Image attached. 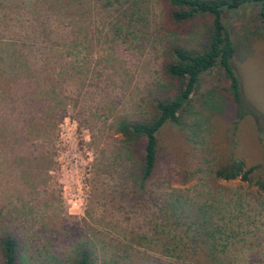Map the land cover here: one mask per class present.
Instances as JSON below:
<instances>
[{
    "label": "rangeland",
    "instance_id": "374dc122",
    "mask_svg": "<svg viewBox=\"0 0 264 264\" xmlns=\"http://www.w3.org/2000/svg\"><path fill=\"white\" fill-rule=\"evenodd\" d=\"M259 9L221 15L240 103L218 67L202 73L140 184L117 120L168 87L165 44H192L201 25L173 23L163 0H0V235L17 238L19 264H67L81 242L93 264H264ZM228 156L254 168L248 181L213 175Z\"/></svg>",
    "mask_w": 264,
    "mask_h": 264
},
{
    "label": "trees",
    "instance_id": "16d2710c",
    "mask_svg": "<svg viewBox=\"0 0 264 264\" xmlns=\"http://www.w3.org/2000/svg\"><path fill=\"white\" fill-rule=\"evenodd\" d=\"M163 3L166 16L173 23L196 21L201 25V31L199 39L192 44L172 40L165 44L160 75L168 87L155 90L146 97L144 113L126 115L117 120L119 134L126 142H133L131 151L137 161L134 178L140 184L149 179L157 165V131L167 121H179V113L190 105V95L202 73L218 67L228 82L223 89V97L231 104L240 103L239 82L231 65L235 47L221 21L222 13L245 4H259L258 14L264 33V0H163ZM253 170V167H246L241 159L228 156L216 166L213 175L223 180L238 178L248 181ZM255 184L264 189V181L256 179ZM18 243L10 233L0 235V264L21 262ZM94 255L91 245L77 243L67 264H93ZM216 261L224 264L220 259Z\"/></svg>",
    "mask_w": 264,
    "mask_h": 264
}]
</instances>
